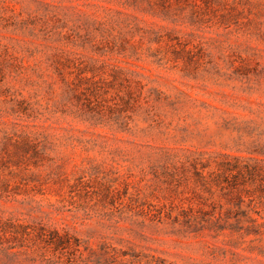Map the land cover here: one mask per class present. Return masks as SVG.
I'll return each mask as SVG.
<instances>
[{
  "label": "rangeland",
  "instance_id": "obj_1",
  "mask_svg": "<svg viewBox=\"0 0 264 264\" xmlns=\"http://www.w3.org/2000/svg\"><path fill=\"white\" fill-rule=\"evenodd\" d=\"M224 155L264 160V0H0V264H264L191 227Z\"/></svg>",
  "mask_w": 264,
  "mask_h": 264
},
{
  "label": "trees",
  "instance_id": "obj_2",
  "mask_svg": "<svg viewBox=\"0 0 264 264\" xmlns=\"http://www.w3.org/2000/svg\"><path fill=\"white\" fill-rule=\"evenodd\" d=\"M208 161L194 164V175L197 179V188L200 192L214 195L221 193L227 200L228 207L226 219L221 213L206 223L191 224L197 232L205 230L222 233L229 231L241 237L264 236V160H242L239 157L224 155V160L217 161L213 169ZM254 215L260 216V221ZM230 219H234L231 222ZM14 237L18 233L0 227V240L8 239L7 235ZM39 239L46 240L55 245L57 249H67L70 239L58 231L49 235L44 232H34Z\"/></svg>",
  "mask_w": 264,
  "mask_h": 264
}]
</instances>
